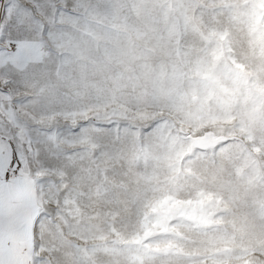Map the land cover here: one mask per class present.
I'll return each mask as SVG.
<instances>
[{"label": "rangeland", "instance_id": "obj_1", "mask_svg": "<svg viewBox=\"0 0 264 264\" xmlns=\"http://www.w3.org/2000/svg\"><path fill=\"white\" fill-rule=\"evenodd\" d=\"M87 2L66 90L119 123L0 228V264H264V0Z\"/></svg>", "mask_w": 264, "mask_h": 264}, {"label": "snow or ice", "instance_id": "obj_2", "mask_svg": "<svg viewBox=\"0 0 264 264\" xmlns=\"http://www.w3.org/2000/svg\"><path fill=\"white\" fill-rule=\"evenodd\" d=\"M96 14L87 0H0V228L26 221L34 191L43 198L54 170L75 166L74 145L119 123L66 90L65 49ZM25 32L47 50L39 63L35 45L20 44Z\"/></svg>", "mask_w": 264, "mask_h": 264}, {"label": "trees", "instance_id": "obj_3", "mask_svg": "<svg viewBox=\"0 0 264 264\" xmlns=\"http://www.w3.org/2000/svg\"><path fill=\"white\" fill-rule=\"evenodd\" d=\"M17 225H18V226H20V223H18ZM29 225H30V224H29ZM29 225H28V226H29ZM18 226H17V227H18ZM29 227H31V226H29ZM1 230L3 231V232H2L3 234H6V233H8V232H9V230H10V229H9V228H6V227H4V228H1Z\"/></svg>", "mask_w": 264, "mask_h": 264}]
</instances>
